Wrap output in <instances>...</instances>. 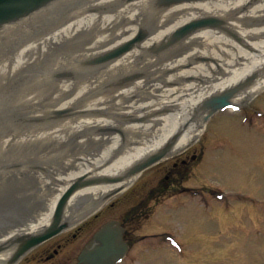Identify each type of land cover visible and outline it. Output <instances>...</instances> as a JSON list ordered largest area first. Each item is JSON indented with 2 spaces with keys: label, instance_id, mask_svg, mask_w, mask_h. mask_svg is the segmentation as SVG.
Segmentation results:
<instances>
[{
  "label": "water",
  "instance_id": "obj_1",
  "mask_svg": "<svg viewBox=\"0 0 264 264\" xmlns=\"http://www.w3.org/2000/svg\"><path fill=\"white\" fill-rule=\"evenodd\" d=\"M57 1L0 0V31L35 17ZM249 1L254 0H187L155 17V12L147 15L149 0L132 4L125 0H74L70 5L76 9L68 11L67 17L57 15L69 5L19 29L0 33V224L6 225L0 228V264H8L11 256L10 250L3 253L6 247L18 248L12 263L56 234L69 196L80 187L101 181L81 180L72 185L58 205L53 225L43 234L8 241L42 231L51 221L59 198L77 177L89 173L118 179L133 163L170 142L177 132L181 137L175 141V150L170 146L165 150L166 154L181 150L203 133L200 118L192 120V115L203 101L222 92L239 86L235 107H245L264 95V0L245 6ZM115 4L120 8L113 7ZM102 8L105 11L99 12ZM144 14L148 16L144 28L153 32L138 48L122 55L142 36L100 59L96 63L122 55L89 74L70 81L49 79L52 69L74 65V57L81 65L85 59L124 42L137 26L122 27L139 24ZM69 17L76 19L70 25ZM197 17H215L223 25L201 29L155 55L149 52L177 27ZM203 25L187 26L174 42ZM16 47V53L10 54ZM232 94L213 99L205 107L215 112ZM69 108L77 114L56 125L42 121L54 110ZM121 120L136 123L127 125ZM160 156L146 158L128 175ZM112 187L76 192L67 205L64 221L75 226L85 220ZM111 232L109 226L104 227L95 236L96 246L86 249L80 261L111 264L123 251L120 237L115 239Z\"/></svg>",
  "mask_w": 264,
  "mask_h": 264
},
{
  "label": "rangeland",
  "instance_id": "obj_2",
  "mask_svg": "<svg viewBox=\"0 0 264 264\" xmlns=\"http://www.w3.org/2000/svg\"><path fill=\"white\" fill-rule=\"evenodd\" d=\"M249 105L253 107L250 108L251 111L262 108L264 112V95L243 107V113ZM252 117L254 115L246 120L245 116L239 114L217 115L203 134L206 147L201 145V139L195 144L196 148L205 147L206 150L200 170L208 164L203 173L205 177L199 174L197 180L190 185L208 186L212 189L219 185L229 189L228 191L238 192L234 193L238 197H232V201L224 206L225 215L213 202H210L211 208L213 207L210 208L211 211L201 210L199 206H195L200 203L199 199L191 198L189 201L185 196L183 202L188 204L186 209H179L177 200L181 201L182 197L171 200L172 203L169 201L171 204L158 206L154 209L155 215L167 219L159 217L148 223L145 221L143 224L146 226L138 233L172 230L181 247L173 252V256L168 248L158 250L153 242H141L131 251L124 264H264V129L259 125L262 122L264 124V118L254 123L250 121ZM211 145L217 147V150H211ZM156 176L154 169L147 172L126 193V197L119 198L116 202H131L137 195L142 192L144 194L145 187L148 186L146 183L153 182ZM255 199L261 203L254 205ZM126 206L127 204H123L122 208ZM84 232L85 230L78 242L65 248L58 258L60 261L55 264L69 257V264L75 263ZM71 233L39 247L21 264H32L35 258H45L56 244L64 243ZM147 243L149 247L142 248ZM139 258L142 260L138 261Z\"/></svg>",
  "mask_w": 264,
  "mask_h": 264
},
{
  "label": "flooded vegetation",
  "instance_id": "obj_3",
  "mask_svg": "<svg viewBox=\"0 0 264 264\" xmlns=\"http://www.w3.org/2000/svg\"><path fill=\"white\" fill-rule=\"evenodd\" d=\"M188 160H189V157L185 156V157H182V158H178L175 161H173L170 165H167V168L165 170V173L167 175L164 176V178L160 182H158V185H159L158 189L162 188V186L164 185L165 181H168V183H170V182H173V180H176V179H178V180L183 179L184 175L190 169L189 168L190 167V162ZM141 207H142V204H139L135 208V210L136 211H141ZM138 216H140V213H138L135 217H138ZM124 217H125V215H124ZM73 237L75 238L76 235L74 234Z\"/></svg>",
  "mask_w": 264,
  "mask_h": 264
}]
</instances>
